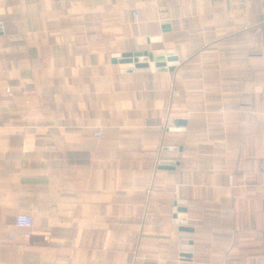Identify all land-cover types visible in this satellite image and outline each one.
Here are the masks:
<instances>
[{
    "label": "crops",
    "instance_id": "1",
    "mask_svg": "<svg viewBox=\"0 0 264 264\" xmlns=\"http://www.w3.org/2000/svg\"><path fill=\"white\" fill-rule=\"evenodd\" d=\"M262 235L264 0H0V264H264Z\"/></svg>",
    "mask_w": 264,
    "mask_h": 264
},
{
    "label": "water",
    "instance_id": "2",
    "mask_svg": "<svg viewBox=\"0 0 264 264\" xmlns=\"http://www.w3.org/2000/svg\"><path fill=\"white\" fill-rule=\"evenodd\" d=\"M165 21V20H164ZM122 68L131 70H160L173 69L178 61L177 57L173 56L171 52L164 50L146 51V52H127L117 56ZM187 229L182 228V231Z\"/></svg>",
    "mask_w": 264,
    "mask_h": 264
},
{
    "label": "built area",
    "instance_id": "3",
    "mask_svg": "<svg viewBox=\"0 0 264 264\" xmlns=\"http://www.w3.org/2000/svg\"><path fill=\"white\" fill-rule=\"evenodd\" d=\"M134 21L137 22L138 19L136 17V13H133ZM94 137L98 142L102 141V137L99 130L94 132ZM15 226L19 230V235L23 238H30L31 236V226H32V218L27 214H17L15 217ZM15 235H8V238L13 239ZM262 246H264V235H262Z\"/></svg>",
    "mask_w": 264,
    "mask_h": 264
}]
</instances>
